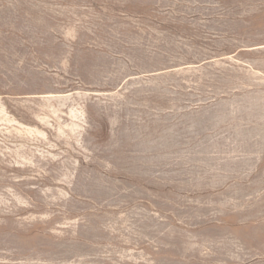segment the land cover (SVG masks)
<instances>
[{"label": "rangeland", "instance_id": "374dc122", "mask_svg": "<svg viewBox=\"0 0 264 264\" xmlns=\"http://www.w3.org/2000/svg\"><path fill=\"white\" fill-rule=\"evenodd\" d=\"M0 264H264V0H0Z\"/></svg>", "mask_w": 264, "mask_h": 264}]
</instances>
